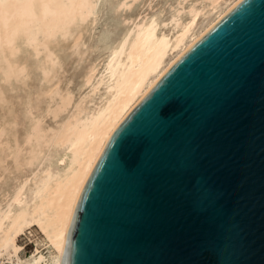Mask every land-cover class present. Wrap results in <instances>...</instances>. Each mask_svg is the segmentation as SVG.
Segmentation results:
<instances>
[{
  "label": "water",
  "instance_id": "obj_1",
  "mask_svg": "<svg viewBox=\"0 0 264 264\" xmlns=\"http://www.w3.org/2000/svg\"><path fill=\"white\" fill-rule=\"evenodd\" d=\"M62 264H264V0H238L120 120Z\"/></svg>",
  "mask_w": 264,
  "mask_h": 264
},
{
  "label": "bare ground",
  "instance_id": "obj_2",
  "mask_svg": "<svg viewBox=\"0 0 264 264\" xmlns=\"http://www.w3.org/2000/svg\"><path fill=\"white\" fill-rule=\"evenodd\" d=\"M237 1L0 0V264H62L112 131Z\"/></svg>",
  "mask_w": 264,
  "mask_h": 264
},
{
  "label": "rangeland",
  "instance_id": "obj_3",
  "mask_svg": "<svg viewBox=\"0 0 264 264\" xmlns=\"http://www.w3.org/2000/svg\"><path fill=\"white\" fill-rule=\"evenodd\" d=\"M24 237V236H23ZM24 240H26V238H24ZM30 244H28V248H29Z\"/></svg>",
  "mask_w": 264,
  "mask_h": 264
}]
</instances>
